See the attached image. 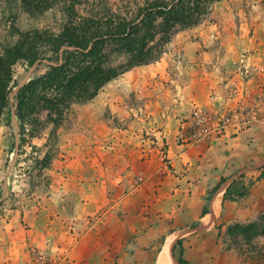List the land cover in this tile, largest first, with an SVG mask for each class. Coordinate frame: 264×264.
<instances>
[{"label": "rangeland", "instance_id": "1", "mask_svg": "<svg viewBox=\"0 0 264 264\" xmlns=\"http://www.w3.org/2000/svg\"><path fill=\"white\" fill-rule=\"evenodd\" d=\"M91 8L77 10L84 16ZM58 24L55 10L19 12L13 21L0 14V48L34 30L55 33ZM109 54L113 64L127 57ZM46 69L19 62L13 79L22 85ZM19 131L5 110L0 264H178L179 248L166 249L172 232L187 264H264V235L245 239L236 228L256 222L264 203L251 221H226L221 208L213 214L214 195L200 215L214 170L227 174L215 185L224 181L222 194L231 183L226 169L249 155L258 157L236 181L248 194L264 179V0L213 4L201 24L172 36L157 61L72 104L57 128L46 125L21 150ZM45 154L51 160L43 168L36 160Z\"/></svg>", "mask_w": 264, "mask_h": 264}, {"label": "trees", "instance_id": "2", "mask_svg": "<svg viewBox=\"0 0 264 264\" xmlns=\"http://www.w3.org/2000/svg\"><path fill=\"white\" fill-rule=\"evenodd\" d=\"M101 1L99 6L89 4V0H0V14L7 13L12 21L19 12L43 14L55 10L59 16L55 33L34 30L23 34L15 46L0 48V120L5 110L13 111L20 129L19 150L46 125L57 128L72 104L89 102L107 83L131 68L157 61L172 36L201 24L213 4L221 0H117L114 9ZM82 4L92 7L84 16L77 10ZM111 51L127 57L123 63L113 64ZM19 62L27 69L37 65L47 69L18 85L13 67ZM14 88L17 90L12 95ZM43 113L45 118L41 119ZM54 137L49 136L46 142L52 150ZM50 160V154H45L36 163L44 168ZM223 182L207 193L206 200ZM235 186L232 180L224 199L233 201L230 189ZM246 191L244 188L236 196L243 197ZM207 213V207L202 209V216ZM236 228L245 239L264 235V214L256 222ZM176 246L178 264H187L181 239L173 251Z\"/></svg>", "mask_w": 264, "mask_h": 264}, {"label": "crops", "instance_id": "3", "mask_svg": "<svg viewBox=\"0 0 264 264\" xmlns=\"http://www.w3.org/2000/svg\"><path fill=\"white\" fill-rule=\"evenodd\" d=\"M248 157H250L249 161H251L252 159L257 158L258 156L249 155ZM243 160L244 159L240 160V162H237L234 165H231L229 170L226 169L227 172H230V173L232 172L231 174L228 173L229 174L228 176H230L229 181L231 182L232 180H235L236 182V186L233 188L235 189V192H233V195H232V198H234L233 201L223 198V195L226 192L227 187L224 189L223 194L221 193V189L217 193L215 192L216 194L214 197L220 198L219 209L221 208L222 217L226 221H239V220H244L245 218L251 221L256 217V214H257L256 212H258V208L262 206L264 203V179H261L256 184L251 185L248 188V194H246L245 196L243 197L236 196L237 192H241L244 189L243 188L244 186L242 185H245V183L242 184L241 182L239 183L238 181H236V177H240V175H243L246 171V169H242L238 171V169L243 168L249 162V161H243ZM232 169L234 170L232 171ZM234 171L235 172L238 171V172L234 174ZM214 172L216 173V175L213 178H210L209 182L206 184L207 188L209 189H213L212 187H214L218 183L219 179L221 177H226L227 175L225 174L224 171H221L219 169L214 170ZM242 179L244 180L245 178L243 177ZM206 197H207V194H206ZM210 200L209 201L206 200L208 202L207 203L208 212L210 211ZM213 207H214L213 214L217 213V204L213 203ZM200 215L202 216V209H201ZM196 227L197 226L193 227L192 229H195ZM172 236H174L175 238L174 244L176 245L178 241L176 232H172L169 238ZM174 244L171 246V251H173V247L175 246ZM175 261L177 262V260Z\"/></svg>", "mask_w": 264, "mask_h": 264}, {"label": "bare ground", "instance_id": "4", "mask_svg": "<svg viewBox=\"0 0 264 264\" xmlns=\"http://www.w3.org/2000/svg\"><path fill=\"white\" fill-rule=\"evenodd\" d=\"M218 199H217V197L215 198V200H214V204H217V212H218V206H219V204H218V201H217ZM174 242H175V238H174V236H172V237H170L169 239H168V241H167V243H166V249L168 250V251H170L171 250V246L174 244Z\"/></svg>", "mask_w": 264, "mask_h": 264}, {"label": "built area", "instance_id": "5", "mask_svg": "<svg viewBox=\"0 0 264 264\" xmlns=\"http://www.w3.org/2000/svg\"><path fill=\"white\" fill-rule=\"evenodd\" d=\"M242 192V191H241Z\"/></svg>", "mask_w": 264, "mask_h": 264}]
</instances>
